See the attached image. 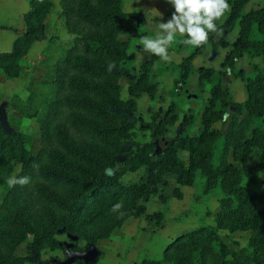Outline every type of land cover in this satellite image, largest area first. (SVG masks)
Instances as JSON below:
<instances>
[{
    "label": "trees",
    "instance_id": "1",
    "mask_svg": "<svg viewBox=\"0 0 264 264\" xmlns=\"http://www.w3.org/2000/svg\"><path fill=\"white\" fill-rule=\"evenodd\" d=\"M122 1L60 0L66 27L76 36L54 63L53 97L44 98L39 106L29 93L24 100L15 96L11 103L16 114L39 121L42 144L35 152L27 147L31 136L5 126L0 114V182H5L14 161H20L16 176L30 177L24 186L7 187L0 202V264H95L102 254L99 238L128 216L143 213L144 202L159 191V184L167 182V173L188 185L196 170L204 175L206 189L219 183L227 194L220 199L226 209L216 214V225L230 231L248 230L247 243L232 247L215 228L200 224L171 238L160 257H144L140 264H264V177L256 192L244 183V177L256 180L264 168V0L250 8H245L249 0H230V11L216 22L220 34L210 33L206 44L180 60L173 83L176 89L186 83L192 58L207 44L213 52L218 46H229L220 62L226 69L198 68V82L210 86L196 130H187L192 116L183 115L162 150L157 141L176 119L173 102L158 118L141 123L149 131L147 141L126 140L134 125L136 96L142 92L155 96L158 84L150 79L149 66L157 57L150 53L141 63L140 74L127 85L128 97L121 95L120 78L130 74L125 63L129 38L119 34L135 33L126 23ZM29 2L25 29L10 48L0 50V72L8 78L19 75V59L39 38L51 5L50 0ZM235 22L238 29L230 41ZM244 53L251 57L249 69L236 70L235 63ZM109 62L116 64L112 71H108ZM223 72L244 80L243 100L229 99L221 81ZM227 110L230 116L221 129L216 122L224 119ZM178 149L186 150V162ZM255 151L257 161L251 163ZM143 165L144 180L120 181L123 172ZM175 195L181 196L177 187ZM117 203L122 208L113 212ZM147 216L158 221L161 212ZM63 233L77 239L74 248L83 239L92 256H74L68 262L43 257L45 247H65L57 237ZM21 241H26L24 255L14 253Z\"/></svg>",
    "mask_w": 264,
    "mask_h": 264
},
{
    "label": "rangeland",
    "instance_id": "2",
    "mask_svg": "<svg viewBox=\"0 0 264 264\" xmlns=\"http://www.w3.org/2000/svg\"><path fill=\"white\" fill-rule=\"evenodd\" d=\"M51 5L43 21V28L39 38L35 39L27 53L19 59L21 70L19 75L8 78L0 72V114L5 126L20 130L31 136L27 147L31 152L42 144L40 137V125L37 117L18 115L13 111L12 102L26 99L32 94L36 103L42 105L44 98L53 97L54 71L53 66L56 59L73 43L76 33L67 29L64 16L61 13L60 0H50ZM263 0H249L245 8L258 5ZM230 2V0H228ZM122 7L127 11L126 23L135 33L119 34L120 38H129L125 63L130 69V74L120 78L121 95L128 97L127 85L133 82L141 72V63L149 58L150 53L143 49L141 38L144 36L155 38L161 30L158 24L171 19L174 6L169 0H123ZM30 9L29 0H0V49L10 48L15 36L25 29L24 14ZM227 12L225 13L226 16ZM224 16V17H225ZM223 17V19H224ZM222 19V20H223ZM238 23L235 22L228 40L232 41L236 35ZM186 36L176 35L173 43L168 49L171 56L170 62L163 61L157 56L149 66V75L152 81L158 84L155 96H149L142 92L136 96V109L133 112L134 125L130 129V135L126 140L147 141L149 131L141 127L142 122L158 118L169 103L175 106L176 119L167 124L166 131L158 138V146L162 150L176 128L183 115H191L192 120L187 130L194 132L200 118V113L209 96L210 83L198 82V68L212 65L226 69L221 66L220 61L228 52L229 46H218V51L213 52L210 44H207L201 53L191 60V73L186 83L176 89L174 80L178 77V63L183 56L189 54L195 47L184 45L182 41ZM251 57L244 53L235 63V69L241 67L249 69ZM252 60H259L254 57ZM224 87L228 88L229 99L241 101L246 97L244 80L223 72L221 78ZM19 101V100H18ZM227 119L217 121L216 125L223 129L230 112L226 111ZM178 155L185 162L187 152L178 149ZM257 151L251 158V163H256ZM111 169V168H110ZM20 170V161L13 162V168L6 177L5 182H0V202L5 195L7 179ZM146 177V166H140L134 170L123 172L119 179L128 184L144 180ZM167 182L159 184V191L145 201L146 210L138 215L128 216L121 224L112 228L109 234L99 238L97 246L102 254L95 264H140L144 257H160L166 243L178 233L187 231L200 224H206L215 228L222 238L232 247H239L247 243L248 230L230 231L227 228L218 227L215 222L216 214L224 211L226 207L221 205V197L227 194L222 190L219 183L205 188V177L198 170L195 172L194 181L191 184H179L173 173L165 175ZM264 177L262 168L255 179L244 177V183L251 191L261 189V179ZM179 188L181 196L175 195V188ZM163 195L162 198L160 195ZM160 211L161 217L147 215ZM30 238V236H28ZM57 237L64 241V248H43V257H56L61 261L68 262L74 256L83 259L91 257L93 251L85 247V241H77L78 248L72 245L77 240L66 234H58ZM28 238V239H29ZM75 240V241H74ZM14 253L24 255L27 253L26 241H21L14 249ZM22 264H30L23 262ZM70 264H88L71 261Z\"/></svg>",
    "mask_w": 264,
    "mask_h": 264
},
{
    "label": "clouds",
    "instance_id": "3",
    "mask_svg": "<svg viewBox=\"0 0 264 264\" xmlns=\"http://www.w3.org/2000/svg\"><path fill=\"white\" fill-rule=\"evenodd\" d=\"M175 11L171 19L158 24L161 30L155 38L144 36L141 38L143 49L159 56L163 61L170 62L171 56L168 49L177 34L186 36L184 45L200 47L207 43L209 34H220L217 21H222L226 12L230 11L228 0H169ZM116 67L115 62H109L108 71ZM227 119V115L224 116ZM30 182L28 176H16L7 179L9 189L16 185L24 186ZM122 208L120 203L113 205L112 211L117 212ZM123 216V213H120Z\"/></svg>",
    "mask_w": 264,
    "mask_h": 264
},
{
    "label": "water",
    "instance_id": "4",
    "mask_svg": "<svg viewBox=\"0 0 264 264\" xmlns=\"http://www.w3.org/2000/svg\"><path fill=\"white\" fill-rule=\"evenodd\" d=\"M108 173H111V169L110 168H107L106 170Z\"/></svg>",
    "mask_w": 264,
    "mask_h": 264
},
{
    "label": "crops",
    "instance_id": "5",
    "mask_svg": "<svg viewBox=\"0 0 264 264\" xmlns=\"http://www.w3.org/2000/svg\"><path fill=\"white\" fill-rule=\"evenodd\" d=\"M3 49H6V48H3ZM3 49H0V50H3ZM201 53V52H200ZM221 62V61H220ZM199 125V121H198V123H197V125H196V127Z\"/></svg>",
    "mask_w": 264,
    "mask_h": 264
}]
</instances>
